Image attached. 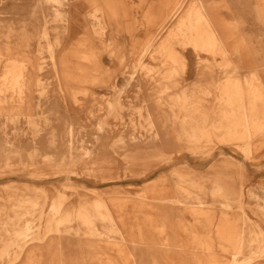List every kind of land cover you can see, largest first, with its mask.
I'll return each instance as SVG.
<instances>
[{
	"label": "bare ground",
	"instance_id": "6f19581e",
	"mask_svg": "<svg viewBox=\"0 0 264 264\" xmlns=\"http://www.w3.org/2000/svg\"><path fill=\"white\" fill-rule=\"evenodd\" d=\"M189 1L0 0V170H12L15 164L34 174H71L77 163L94 166L101 139H112L111 133L119 129L111 119L121 116L128 118L123 125L131 128L132 134L114 136L112 148L117 159L123 158L134 169L154 162V156L174 140L185 144L180 152L189 151L194 156L201 155L199 144L214 137L235 152L242 150L248 158L264 154V79L258 77V69L241 77L240 68L233 63L247 58L237 30L246 25L257 29V24L227 23L231 17L217 20L212 15V9L218 10L213 4L209 7L205 0ZM138 2L148 11L146 19L152 32L142 39L146 45L140 54L129 56L134 61L128 67L111 70L92 42L100 39L106 44L108 58L116 66L113 40L105 36L106 30L115 29L121 22L119 14ZM259 3L254 9L262 24L264 1ZM239 11L237 6L229 13ZM32 42H37L36 50H29ZM188 47L200 63L211 61L202 53L212 55V63L221 67L222 73L216 72L221 76L209 87L179 92L177 78L188 69L192 56ZM148 56L159 59L161 68L147 66ZM119 82L126 87L138 84L139 93L156 90L154 107L147 101L134 117L131 105L124 104L123 96L116 93ZM193 84L196 87L198 83ZM77 87H86V92L91 87L107 90L101 95L105 105L92 106L96 109L87 113V122H91L88 131L75 128V120L57 124L51 113L60 109L71 113L78 98L67 99L66 94ZM22 119L30 129L26 150L21 139L28 136L18 126ZM174 129L176 134L171 132ZM85 137L89 138L88 148L76 145ZM170 162L164 160L152 171L144 169L139 178L148 179L154 172L175 165L178 158ZM222 164L216 163L208 172L219 166L235 181H211L190 194L192 201L180 211L182 229L189 233L193 246V259L184 263L264 264V206L248 211L244 195L253 192L243 189L245 182L236 181L244 166L232 160ZM164 178L161 175L158 181ZM208 197L212 199L208 201ZM67 198L61 192L52 195L47 188L13 189L6 196L0 195V264H96V250L100 252L97 259L106 260L102 264H165L161 252L150 253L155 244L162 246L169 264H177L174 258L182 253L181 246L176 236L170 235L166 216L153 222L163 235L161 242L152 237L147 249L142 247L148 244L142 232L133 231L107 205L100 208L96 200L93 206L86 201L77 208Z\"/></svg>",
	"mask_w": 264,
	"mask_h": 264
},
{
	"label": "rangeland",
	"instance_id": "374dc122",
	"mask_svg": "<svg viewBox=\"0 0 264 264\" xmlns=\"http://www.w3.org/2000/svg\"><path fill=\"white\" fill-rule=\"evenodd\" d=\"M187 1L190 2L189 0ZM205 1L209 7L213 4V6L218 9H212V15L214 14L217 20L231 17L226 21L227 23L231 22V20H236L245 23V25L250 21L257 24V29H251L246 25V27H240V29L237 30V36L241 37L243 40L242 48L247 58L244 61L238 60L233 63L240 68L241 77H243V74L247 75L254 69H258L259 72H261V77L259 75L258 77L264 79V22L261 24V19L256 15L257 11L254 9V7L256 8V6L260 5V0ZM263 1L264 0H261V3H263ZM143 5L144 4L140 2L133 6L130 4L128 8H125L127 9L126 11H122L119 14L121 22L118 26H115V29L114 27H109L106 30L105 36L113 40V49L117 56L115 60L116 66H114L115 63L108 58L110 54L107 45L99 42L100 39L98 42H92L93 44L91 46L97 50L106 67H111V70H113L114 67L122 69L125 65L128 67V65L134 61V59H131L129 56L139 55L143 46L146 45L142 39L147 37L146 33L151 34L152 31L150 29L151 27L149 28L148 25L149 19H146L148 11H145ZM187 6H189V4H187ZM237 6L240 7L241 11L236 12V14H230V9L236 8ZM0 17L3 18V16ZM113 32L115 34L111 36ZM173 43L175 44L177 42L173 40ZM31 44L29 50H36L37 42H32ZM133 46L136 47V50L133 49ZM87 47L90 46L87 45ZM83 50L87 51V48H83ZM187 51L188 55L190 53L192 56L188 59V69L185 72H181L177 78V83L179 85L177 89L179 92L182 90L189 92L194 88L209 87L210 84L221 76V74L220 76H216L219 72L222 73V70L221 67L214 66V63H212V55L202 53L203 57H207L211 61L200 63L198 57L191 52V47H188ZM14 52H16V50ZM119 55L124 56L123 59L120 58ZM45 60L48 61V64L50 63L49 57L45 58ZM145 61L150 68H161L159 67V59H150V56H148ZM110 69L108 68V72H111ZM142 74L144 73L142 72ZM47 77L46 79H49L48 75ZM193 82H195V84L198 83L196 87ZM123 84V82H119V88L116 89V93L123 96L122 101L124 104L131 105H129L131 107L130 112L133 113L134 117L137 118L138 116L135 114V111L141 107L143 108V105H146L147 101L154 107V100L152 99L153 95L157 93L156 90H151V92L145 90L139 93L137 89L138 84L134 83V87H132V85L126 87ZM93 88L97 90L96 93H94ZM106 91V89L91 87L88 88L86 92V87H77L75 92H68L66 94L67 99L78 98L76 100L77 106L75 105L76 107H74L73 104H70L69 106L74 108L71 109V113L69 112V114L63 109H60L57 113L56 111H51V113H54L53 118L56 120L57 124H68V121L75 120V128L84 131H88V129L91 130V122H87V113L90 112L91 109H96L92 106L98 107L100 104L103 106L105 105L104 101H102V96L107 94ZM126 96H128V98ZM110 97L113 98L112 95H110ZM166 113H168V115L171 114L169 111ZM74 114H77L76 116H72L75 117V119L72 117H70V119L68 117ZM47 115H50V113H47ZM122 119L124 120L122 121ZM127 119L126 116H121L119 119H111L112 125L119 126V129L111 133L113 135L112 139L111 136L101 139L99 152L95 160L96 165L90 166V162L82 164L77 163V167L71 168L73 171L71 174L62 171L34 174L30 172L29 169H22L20 166L12 164L10 168L12 170H0V195L6 196L7 193L12 192L13 189L47 188L52 195H57L58 192L65 194L68 197L67 200L73 203L77 208L86 201H89L93 206L95 201L98 200L100 208L107 205L118 219H125L133 231L142 232L143 238L148 242V244H143L142 247L146 248L147 245H150L149 241H153L151 239L152 237H154L157 242H161L160 240L163 235L159 234L155 226H153V222L161 216L162 218L166 216L168 218L167 223L169 224V229L171 230L169 233L170 235L176 236L177 243L181 246L179 252L181 250L182 253H186V255L182 253L177 255V259L173 257L177 264H185V261L188 263L190 259H193L191 256L193 246L190 235L187 231L182 229L183 222L180 221L181 209H184V206L188 204L187 202L192 201L189 195H192L195 190L202 186L208 185L211 181L219 179L234 180L232 176L228 175L229 173L222 171L223 168H219V166L214 167L213 171L211 170L208 172L216 163L223 165L222 163L225 160H232L238 165H243L244 172L239 174L241 177H236V181L238 184L245 182L243 189L246 192H253L252 194L246 193L244 195V200L246 201L244 207L252 212L253 210L257 211L259 205L262 207L264 206V154H259L254 158H248L242 150L235 152L232 148L226 146L222 139L214 137L207 140L205 143L199 144L201 155L194 156L189 151L184 150L180 152V150H183L182 147H184L185 144L181 145L182 143L174 140L175 143L173 145L171 144L168 147H164L163 151H159L154 156V158H156L154 162L142 164V166H147H144L145 168L143 167V169H134L133 166L125 162L123 158L119 157L117 159V154H114L115 150L112 148V144L115 141L114 136L117 139L118 136L127 137L132 134L131 128L125 127L127 125H123ZM27 124L28 123L22 119L18 125L28 136V138L24 136V139H21L24 150H26L25 145L30 139L28 135L30 129ZM175 130L176 129H174V131L171 130V132L176 134ZM140 132L142 133L144 130ZM78 144L88 148L89 138L85 137L81 143L77 141L76 145ZM131 151L132 150H129V152ZM208 154H212L213 157L210 158ZM207 157L208 159H206ZM176 158H178V162H176L175 165L165 170L154 172V174L146 180H141L139 178L140 175H143L142 172L144 169L152 171L159 166L160 163L164 162V160H169L171 161L170 163H172ZM94 167L95 170L91 172V168ZM91 173H94V175L91 176ZM161 175L165 177L162 181L163 183L158 181ZM242 175H246V179L248 180ZM156 183L157 186L152 188ZM154 197H161L165 200L157 201ZM211 199L212 198L208 197L207 200L209 201ZM257 219L262 220L259 217ZM155 245H153V248H149L150 253L161 252L163 255L161 258L163 263L169 264L167 261L168 257H166L162 251V246ZM187 246L190 247V249L186 248ZM103 248L105 249V247ZM105 250H107V252L111 251H108V249ZM98 256H100V252L96 250V264L106 263V260L97 259Z\"/></svg>",
	"mask_w": 264,
	"mask_h": 264
}]
</instances>
